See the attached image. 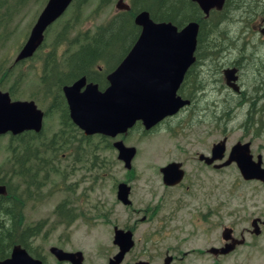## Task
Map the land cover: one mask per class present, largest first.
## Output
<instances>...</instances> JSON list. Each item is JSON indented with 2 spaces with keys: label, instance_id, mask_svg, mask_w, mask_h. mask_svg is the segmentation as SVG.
Instances as JSON below:
<instances>
[{
  "label": "rangeland",
  "instance_id": "1",
  "mask_svg": "<svg viewBox=\"0 0 264 264\" xmlns=\"http://www.w3.org/2000/svg\"><path fill=\"white\" fill-rule=\"evenodd\" d=\"M45 1L3 0L0 6H6L9 13L8 24L0 23V89L7 91L12 85L11 99H31L46 112L32 146L35 148L39 140L51 145L45 152L38 148L40 160L46 163L38 168L34 185L27 190L32 200L23 206L24 225L37 227L29 239L30 248L36 251L55 245L77 249L82 251L83 264H105L115 250L111 227L131 226L134 219L133 247L122 264L133 255L161 264L163 252L173 257L169 264H264V224L259 225L258 234L251 226L253 218L264 219V184L243 179L234 162L205 167L194 155L208 154L211 144L225 137L224 156L234 143L248 141L252 158L260 154L264 167V109L263 115L259 112L257 116L249 103H236L240 92L256 95L264 91V36L255 29L256 25L264 31V0H228L222 10L210 14L200 34V52L178 93L182 97L191 93L193 101L186 105L188 108H180L175 116L150 130L144 131L137 123L113 137L85 136L74 125L62 126L59 111L49 106L55 102L43 93L40 77L44 59L53 53L61 63L75 48L66 45L69 36L80 38L84 31L93 32L121 11L115 8L117 0H85L76 16L71 2L44 31L32 55L16 62L14 58ZM143 2L154 4V0ZM63 24L73 29L52 48ZM120 39L111 46L112 60L127 42ZM234 62H242L234 81L238 92L225 84L222 73ZM258 104L264 108V96ZM11 140L7 133L0 135V168L10 165V149L15 144ZM117 140L135 149L129 169L112 146ZM170 160L183 164L185 178L168 191L170 188L162 189L157 168ZM16 182L14 177L12 184ZM120 182L129 186L131 206H154L151 220L139 221L142 210L132 214L118 202L115 193ZM145 186L148 189L142 190ZM59 204L76 215L68 224L57 210ZM223 227L232 228L237 239L240 231L250 232L244 231V242L216 259L205 249L221 242ZM149 234L151 240L146 241L144 237Z\"/></svg>",
  "mask_w": 264,
  "mask_h": 264
},
{
  "label": "water",
  "instance_id": "2",
  "mask_svg": "<svg viewBox=\"0 0 264 264\" xmlns=\"http://www.w3.org/2000/svg\"><path fill=\"white\" fill-rule=\"evenodd\" d=\"M72 0H46L38 12L29 33L19 48L14 61L30 57L43 40L44 31L67 8ZM197 4L203 16L210 10H220L224 0H191ZM118 10H128L129 5L123 0L115 2ZM133 24L139 27L137 36L120 62L106 75L107 86L98 89L95 83H85L79 77L69 85L62 86L68 116L84 134L99 133L113 137L124 133L135 121H140L147 129L163 117L174 114L178 108L189 103L187 99L176 94L186 69L194 61V49L198 32V23L187 21L176 27L169 21H154L146 10L133 15ZM235 68L222 71L225 84L237 91L234 81ZM43 112L32 100H11L7 91L0 89V135L18 134L24 130L38 132L41 129ZM117 150V158L126 169L130 168V160L134 147H126L120 140L112 142ZM225 137L213 143L210 155H198L206 164L224 157ZM261 156L255 159L249 150V142H236L230 146L226 157L216 167L234 162L243 179H255L264 184V167ZM178 164L170 162L160 168L164 184L173 185L180 180L181 170ZM129 186L120 182L116 189V198L128 203ZM5 194L4 185L0 184V195ZM251 220L252 231L258 232L256 221ZM264 223V219L262 220ZM230 228L223 227L221 237L227 242L220 248L211 246L206 251L212 255L224 254L232 250L236 244L243 242L242 237L235 239L229 235ZM113 242L118 250L109 258L107 264H118L126 250L132 245L130 233L114 228ZM58 257L79 264L81 252L63 251L51 247ZM169 258V257H167ZM168 260V259H167ZM139 261L135 264H145ZM0 264H40L39 260L30 256L20 245H13L9 255L0 260Z\"/></svg>",
  "mask_w": 264,
  "mask_h": 264
},
{
  "label": "trees",
  "instance_id": "3",
  "mask_svg": "<svg viewBox=\"0 0 264 264\" xmlns=\"http://www.w3.org/2000/svg\"><path fill=\"white\" fill-rule=\"evenodd\" d=\"M2 1H0V6L3 3ZM84 1L85 0L71 1L74 3L75 10L73 11L76 12L75 16L78 7H80ZM143 1L144 0H142V2ZM227 1L228 0L224 1L223 8ZM2 8H0V23L8 24L7 20L9 13L6 10V6ZM139 10L148 11L149 16L155 21L169 20L177 27L182 26L190 20L197 21L199 28L196 36V54L200 52L199 39L203 26L210 14L217 12L211 10L208 17L203 18L201 17L202 13L199 11V8L189 0H154L152 6H150V4H142L141 0H130L128 10L118 11L106 23H101L96 26L93 32L84 31L80 38H78L76 34L69 36L66 45L70 47L74 46L75 48L65 55L61 63L57 62L58 60L53 57V53L50 55V59H44L41 67L42 76L40 77V82L43 84V86H41L43 93L48 99H53L55 102L49 106L59 111L61 116L60 123L62 126L68 125L71 127L73 124L69 120L63 96L60 94L61 86L76 80L75 78L81 75L91 80L93 78L91 74L96 70L97 65L99 66L104 63L111 67V61H115L122 53H126L137 36L138 27L133 24L132 17L135 12ZM76 20L77 18L74 22ZM72 29V25L63 24L56 33L57 37L55 40L53 39L51 43V45H53L52 48L61 44L71 33ZM120 38H123L127 42L120 49L118 57L112 60L114 53L111 51V46L113 43L120 41ZM27 59L28 57L22 60ZM102 83L103 82H99L98 87H100ZM7 92L10 98H12L14 95V86H9ZM58 103L62 104V106ZM62 128L63 127H61L60 130H62ZM38 136L39 133H32L26 130L14 136L10 135V139H13L15 142L13 148L10 149V165L8 166L6 164L5 167L3 166L0 168V184L5 187V194L0 195V260L9 255V250L13 245H20L30 255H37L29 246V239L36 234L37 227L24 225L23 206L26 200H32L27 190L30 186L34 185V177L38 173V168L46 163V161L40 160L38 148L45 152L49 151L51 147L50 142L39 140L35 148H33L34 146H32V144L35 143L34 138ZM38 159L39 163H36ZM14 177L17 179L16 185L12 184V179ZM62 205L63 204H59L58 207H63ZM60 215L62 217V214ZM71 220L72 217L63 216V222L69 223Z\"/></svg>",
  "mask_w": 264,
  "mask_h": 264
},
{
  "label": "flooded vegetation",
  "instance_id": "4",
  "mask_svg": "<svg viewBox=\"0 0 264 264\" xmlns=\"http://www.w3.org/2000/svg\"><path fill=\"white\" fill-rule=\"evenodd\" d=\"M189 1H191V0H189ZM225 1V0H224ZM239 1V0H238ZM237 1V2H238ZM191 2H193V1H191ZM195 5H196V7L197 8H199L198 6H197V4L195 3V2H193ZM240 3H242V1L240 2ZM224 4V3H223ZM223 9V5H222V8L220 9V10H222ZM220 10H218L217 12H219ZM140 11V10H139ZM199 11L201 12V10L199 9ZM138 12V11H137ZM148 12V11H147ZM136 13V12H135ZM202 13V12H201ZM202 16L201 17H203V18H206V17H204L203 16V13L201 14ZM133 18V17H132ZM158 21H169V20H158ZM195 21V20H194ZM170 22V21H169ZM197 22V21H196ZM198 23V22H197ZM199 25V24H198ZM176 26V25H175ZM138 27V26H137ZM177 27V26H176ZM181 27V26H180ZM179 28V27H178ZM198 28H199V26H198ZM257 28V30L259 31V32H261L262 34H263V36H264V31L262 30V27H256V25H255V29ZM138 29V31H139V27L137 28ZM138 33V32H137ZM197 34H198V32H197ZM200 40V39H199ZM196 52H197V48L195 47V50H194V53H193V55H194V59H195V55H198V54H196ZM125 55V53L123 54H121V56H119L114 62H112L111 63V67H109V66H107L106 64H104V63H102V64H100L99 66L97 65V68H96V70L94 71V72H92V79L91 80H89V79H87L84 75H81L82 77H84V80H85V83H88V82H90V83H95L96 85H97V88L98 89H104L106 86H107V80H106V75L120 62V60L123 58V56ZM220 56V55H219ZM20 61V60H19ZM241 64H242V62H238V63H236V62H234L231 66H229V67H232V68H235L236 70H235V75H237V79L236 80H238V71H239V67L241 66ZM109 68V69H107V68ZM192 67H193V64H191L187 69H186V71L184 72V74H183V77H182V80H181V82H180V84H179V86H178V88H177V90H176V94L177 95H179L180 94V91L179 90H181V92H182V89H180L181 88V86H182V84L183 83H185L186 82V79H188V76H190V71H191V69H192ZM81 76H79V77H81ZM78 77V78H79ZM78 78H75V79H78ZM223 79H224V77H223ZM191 81H193V80H191ZM225 81V80H224ZM73 81H71L70 83H67V84H63L62 86H64V85H69V84H71ZM99 82H103L101 85H100V87H98V83ZM62 86H61V89H60V94L63 96V99H64V102H65V98H64V95H63V93H62ZM257 89H260L259 87H256ZM261 90V89H260ZM239 91V90H238ZM238 91H236V92H238ZM262 91V93H257L256 95H253V94H241V92L240 93H238V100L236 101V103H237V105L238 106H241L244 102L245 103H249V106L251 107V110H254V112L257 114V116H258V114H259V112H260V116H262L263 115V110L262 109H264L262 106H260L259 104H258V100L260 99V98H262L263 96H264V91L263 90H261ZM179 93V94H178ZM181 98H185V99H187L188 101H190V103L193 101L192 100V95L191 94H187L186 95V97H190V99L189 98H186V97H182L181 95H179ZM190 103H188V104H190ZM239 103H242L241 105L239 104ZM261 103V102H260ZM187 104V105H188ZM65 106H66V102H65ZM180 108H182V107H180ZM180 108H178V110L180 109ZM185 108H188L186 105H185ZM66 109H67V106H66ZM177 110V111H178ZM176 111V112H177ZM68 112V111H67ZM175 112V113H176ZM44 113H46V112H43V115H44ZM172 114V115H169V116H166V117H164V118H162L159 122H157V123H155L153 126H151V127H149V128H147V129H145L143 126H142V124L140 123V121H136L135 123L137 124V123H139L140 124V126L142 127V129L145 131V130H150V129H152V128H154L158 123H160V122H162L163 120L165 121L167 118H170V117H173V116H175L176 114ZM68 114V113H67ZM69 117V116H68ZM71 122V121H70ZM72 123V122H71ZM73 124V123H72ZM74 125V124H73ZM75 126V125H74ZM76 127V126H75ZM78 128V127H77ZM79 129V128H78ZM28 132H32V133H35L34 131H31V130H28ZM83 133V132H82ZM8 134V133H7ZM84 134V133H83ZM122 134H124V133H122ZM85 136H87V135H89V134H84ZM212 145V144H211ZM210 148H211V146H210ZM210 148H209V152H208V154H204V155H206V156H209L210 155ZM200 154V152H195V156H196V160H197V162H199V163H201L203 166H205V167H208V166H210V167H212V168H217L216 167V165L217 164H219L220 162H221V160L222 159H219V160H213L211 163H208V164H206L205 163V161L203 160V159H199L198 158V155ZM203 154V153H202ZM224 158V157H223ZM170 162H173V163H177L178 164V167H177V170H181L182 171V175H181V177H180V180L177 182V183H175V184H173V185H167V184H164L163 183V181H162V173L160 172V168L162 167V166H165L166 164H168V163H170ZM162 166H159L158 168H157V170L160 172V175H159V178H160V183H161V185H162V189H164V188H170L168 191H170L171 189H173V188H177L176 186L178 185V183L180 182L181 183V180H183L184 178H185V176H184V168H183V164L180 162V161H172V160H170V161H168L167 163H165L164 165H162ZM157 171V172H158ZM184 187H186V186H184ZM144 188H147L148 189V186L146 187H143L142 188V190H144ZM168 191H167V193H168ZM150 193H152L151 191H149ZM116 194V193H115ZM128 194H129V191H128ZM128 194H127V199H128V203H126V204H124V203H122L121 201H119L117 198V200H118V202L119 203H121V204H123L124 206H125V209H127V210H129V212H131L132 214H137L139 211H140V213H141V210H142V213H141V216L138 218L139 219V221H145V220H151L152 219V213H153V211L155 210V208H154V206H152V205H150V203L149 204H146L145 206H144V208L143 209H140L139 208V206L137 207V206H131L132 205V199H129L128 198ZM130 196V195H129ZM58 212H60V214H63V215H65V216H70V217H72V220L76 217V215L72 212V211H69V210H67V209H65L64 207H59L58 209ZM67 210V211H66ZM148 212V213H147ZM199 216H200V214H198ZM61 216V215H60ZM202 216V215H201ZM259 219V218H258ZM71 220V221H72ZM70 221V222H71ZM68 224V223H67ZM256 224L258 225V232L257 233H255V232H253V233H255V234H258L259 232H260V228H259V225L261 224V225H263L262 224V220H258V221H256ZM124 227H126V228H124ZM114 228H116V229H120V230H122V231H128L129 233H130V238H131V241H132V245L128 248V250H126L125 251V253L123 254V256H122V259L120 260V262L118 263V264H122V263H124L123 262V260L125 259V257H126V255L127 254H129L130 252H131V249H132V247H133V229H134V219H133V224L131 225V226H122V228H117V227H115V225H113L112 227H111V232H112V234H111V244H112V246H114L115 247V250L112 252V253H110L109 254V256H107V258H106V262H105V264H107L108 263V260H109V258H111L115 253H116V251L118 250V246H117V244L116 243H114L113 242V234H114ZM228 228H230V227H228ZM253 230V229H252ZM247 232V233H249L250 232V230H247V229H245V230H242V231H240L239 233H238V236H239V238H241L242 237V239H243V242H244V236H243V232ZM229 235L231 236V237H233V238H235V239H237L236 238V236H235V234L233 233V229L232 228H230V233H229ZM220 239H221V242L217 245V246H215V247H218V248H220V247H222L227 241H225V240H223L222 238H221V232H220ZM144 239L147 241V240H151V235L149 234V235H147V236H145L144 237ZM242 242V243H243ZM241 243V244H242ZM238 245H240V244H236L234 247H233V249L232 250H234L235 248H236V246H238ZM51 247H55V248H58V249H61V250H63V251H69V252H74V251H77V249H74V250H67V249H63V248H61L60 246H55V245H49L48 247H43L42 246V248L40 249H38V250H36L35 252H36V256L35 255H31L33 258H36V259H38L39 260V262H40V264H73L71 261H69L68 259H64V258H58L51 250H50V248ZM232 250H230V251H228L227 253H224V254H217V255H213L216 259H218V258H221V257H223L224 255H226V254H228L229 252H231ZM80 252H81V261H80V263L79 264H83V254H82V251L81 250H79ZM27 252V251H26ZM206 252V251H205ZM163 256H162V262H161V264H169L171 261H172V256L171 255H169V254H167L166 252L164 253L163 252ZM212 255V254H211ZM167 257H169V258H167ZM168 259V260H167ZM139 261H143V262H146L145 264H152V261H150V259H149V257H147L145 260H143V259H139V258H136V256L135 255H133L132 256V258H130V259H128L125 263L126 264H135L136 262H139Z\"/></svg>",
  "mask_w": 264,
  "mask_h": 264
},
{
  "label": "bare ground",
  "instance_id": "5",
  "mask_svg": "<svg viewBox=\"0 0 264 264\" xmlns=\"http://www.w3.org/2000/svg\"><path fill=\"white\" fill-rule=\"evenodd\" d=\"M199 26V25H198Z\"/></svg>",
  "mask_w": 264,
  "mask_h": 264
}]
</instances>
